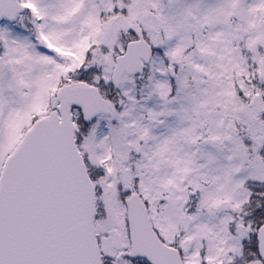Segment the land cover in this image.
<instances>
[{"label":"snow or ice","instance_id":"snow-or-ice-1","mask_svg":"<svg viewBox=\"0 0 264 264\" xmlns=\"http://www.w3.org/2000/svg\"><path fill=\"white\" fill-rule=\"evenodd\" d=\"M0 264H264V0H0Z\"/></svg>","mask_w":264,"mask_h":264}]
</instances>
